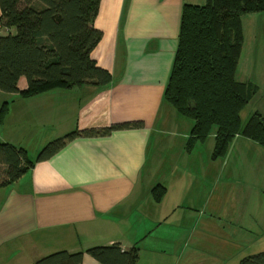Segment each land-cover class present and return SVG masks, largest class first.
Segmentation results:
<instances>
[{"label":"crops","instance_id":"1","mask_svg":"<svg viewBox=\"0 0 264 264\" xmlns=\"http://www.w3.org/2000/svg\"><path fill=\"white\" fill-rule=\"evenodd\" d=\"M206 2L101 0L95 27L103 39L92 57L112 74L110 85L31 97L0 91V112L7 106L0 142L25 148L32 160L48 143L76 130L142 123L108 136L80 135L0 188V264H37L61 251L82 252V264H100L87 250L114 244L138 248L135 264H207L202 250L209 239L196 226L205 224L210 237L220 234L221 222L217 226L209 220L216 215L209 214L214 207L216 219L225 216L227 165L239 160L236 154L254 152L261 165L251 162L264 180V150L237 137L226 157L214 159L216 131L188 148L194 122L165 100L184 7ZM244 21L251 48L244 41L237 76L249 82V68L264 66V12L243 15V28ZM27 85L22 78L20 90ZM246 111V120L256 112ZM257 112L264 117L262 109ZM255 223L264 238V222ZM258 235L248 243L258 244ZM248 250L241 261L260 253Z\"/></svg>","mask_w":264,"mask_h":264},{"label":"trees","instance_id":"2","mask_svg":"<svg viewBox=\"0 0 264 264\" xmlns=\"http://www.w3.org/2000/svg\"><path fill=\"white\" fill-rule=\"evenodd\" d=\"M100 5L101 0H0V91L31 97L83 85H110L112 74L92 57L103 39V32L95 27ZM259 12H264V0H207L204 5L184 7L165 100L194 122L188 148L216 131L214 159L226 157L237 137L264 148V117L257 111L247 120L243 117L259 88L237 76L244 45L242 16ZM22 78L28 84L23 91ZM6 111L5 105L1 119ZM140 126L133 122L76 130L48 143L35 160L25 148L0 142V188L18 181L35 163L48 160L80 135L108 136ZM86 253L100 264H135L139 257L138 248L126 251L120 244ZM84 255L61 251L37 264H82ZM240 264H264V251Z\"/></svg>","mask_w":264,"mask_h":264},{"label":"rangeland","instance_id":"3","mask_svg":"<svg viewBox=\"0 0 264 264\" xmlns=\"http://www.w3.org/2000/svg\"><path fill=\"white\" fill-rule=\"evenodd\" d=\"M247 23L249 24V22ZM248 24L244 21V41H246L247 50L251 48V30ZM255 36L256 33L253 38ZM262 48L259 43L257 52L262 53ZM246 79L259 88V95L249 103L250 109L256 111L262 109L264 112V66L261 68L251 66ZM262 149L264 150V148ZM236 156L239 160L232 158L230 165H227L225 169V175L227 174L226 199L225 202L222 200L225 216H222V220L216 219L218 216L213 212L214 207H211L210 211L212 212L209 214L216 215L209 216V220L214 221L217 226L218 222H221L218 226L220 234L210 237L211 233L204 230L205 224L196 226L199 233L205 234L209 239L205 249L202 250V256L207 264H232L233 261L234 264H239L240 258L249 251L248 249L264 251V238L260 232H257L255 223V219L259 224L264 222V180L258 179L255 172V163L261 165V162L254 152L251 154L244 152L241 155L236 154ZM251 158L255 163L251 162ZM1 171L2 169H0V173ZM214 171L215 169H213ZM2 178L0 177V179ZM247 228H250L253 233L246 231ZM258 233L259 243H248V240L257 238ZM232 247L236 251L230 249Z\"/></svg>","mask_w":264,"mask_h":264}]
</instances>
